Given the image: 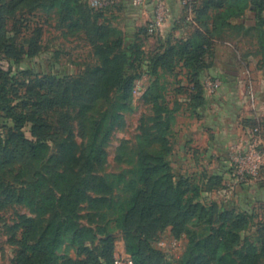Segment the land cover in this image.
<instances>
[{
    "label": "rangeland",
    "instance_id": "obj_1",
    "mask_svg": "<svg viewBox=\"0 0 264 264\" xmlns=\"http://www.w3.org/2000/svg\"><path fill=\"white\" fill-rule=\"evenodd\" d=\"M128 1L138 9L145 0H104L101 5L96 0H82L83 8L108 31V43L102 47L96 46L98 37L93 26L75 33L68 30L64 36L61 30L65 29L59 27L57 17L48 20L44 10L29 13L25 5H20L4 17L10 37L15 36L17 43L23 38L35 39L39 48L33 57L0 61L10 83L32 86L44 77L54 76L65 78L62 86H69L71 81L81 79L83 92L71 97L63 108L50 106L44 98L37 99L43 105L45 130L50 136V151L44 163L27 165L26 159L16 154L0 159V264H18L23 245L35 242L48 224L52 198L57 199L62 189V176L53 174L62 173L68 180L75 177L77 182H87L90 200H107L102 204L86 200L77 210L78 223L95 234V240L85 246L96 256L104 254L110 244L114 252L122 245L127 251L126 233L137 236L141 249L157 264H176L185 255L194 258L208 253L205 244L218 246V213L207 214L210 204L202 200L200 180L180 173L177 167V151L186 142L185 130L197 114L200 94L179 63L165 61L162 65L158 61L159 54L174 40L168 35L160 39L154 32L150 35L142 14L122 12L121 3ZM123 50L127 56L119 59L120 75L123 83L132 84L127 96L105 91L115 86L116 79L106 82L96 73L104 68L100 54L119 55ZM99 91L101 98L96 100ZM4 123L0 118V133ZM24 132L28 139H34L30 125ZM152 168H156L154 176L162 182L155 193L159 207L153 220L145 223L130 207L132 188L141 185L144 171ZM187 179L191 186L186 184ZM179 180L182 185L177 187ZM176 187L179 192L194 191L189 195L192 199L183 197L182 202L177 192H170ZM167 201H172L174 208L170 210ZM221 243L225 245L220 254L222 264H264V233L256 229L252 219L229 226ZM252 247L257 257L250 261ZM58 254L76 264L86 258L73 246L72 239L63 242ZM207 258L210 264H216L212 255Z\"/></svg>",
    "mask_w": 264,
    "mask_h": 264
},
{
    "label": "trees",
    "instance_id": "obj_2",
    "mask_svg": "<svg viewBox=\"0 0 264 264\" xmlns=\"http://www.w3.org/2000/svg\"><path fill=\"white\" fill-rule=\"evenodd\" d=\"M20 5H25L29 13L44 10L48 15V20L51 19V16H56L59 27L65 29L61 30L64 36L67 35L68 30L75 33L88 26H93L98 37L96 46L102 47L105 43H108V39L105 38L108 33L106 27L96 21L97 18L93 17L92 12H88L83 8L82 0H7V2L6 0H0V61L19 59L24 56L33 57L39 52L37 40L23 38L22 43H17V38L15 36L10 37L8 31L5 30L7 20L4 17L12 15L13 10ZM250 6H254L257 10L258 25L263 26L264 0H191L189 7L192 10V35L185 39L174 40V44H171L168 50L159 54L158 61L162 65L165 61L170 63L176 61L189 75L194 89L200 94L198 105L195 108L203 104L204 89L200 72L206 68V56L209 49L217 40L221 39L223 32L230 25V19L242 16ZM46 22L47 20L44 21V23ZM112 44L115 46L116 43ZM109 49L111 50V47ZM262 50L264 52V46ZM126 52V50H123L119 55H113L111 52V54L109 52L100 54V60L104 68L97 69L96 73L101 74L106 82H113L114 78L116 79V84L113 85L111 90L105 88L108 93L114 91L115 94L127 96L132 90L131 81L123 83V77L120 75L121 65L119 59H126ZM66 79L72 80L70 77ZM64 80L65 78L58 79L54 76H48L42 78L40 82L36 81L35 85L32 86L26 84L16 85L9 82L8 72L3 71L0 66V118L5 121L2 127L3 132L0 133V159L5 157L2 155L16 154L26 159L27 165L44 163L50 151V136L45 130V120L41 110L43 105L38 104L37 99L44 98L50 106L54 107L61 106L63 108L64 105H68L71 97L73 98L78 93L83 92V85L79 83L81 82V79H79L71 81L70 85L75 84L74 87L70 85L62 86ZM68 97H70L69 100H67ZM99 98H101L100 91L96 100ZM27 125H30L31 136L34 138L32 140L25 136L24 128ZM256 126L258 125H251L249 128ZM86 161H89V159H86ZM161 167L162 169L166 168V166ZM155 172L156 168L145 170L141 178L142 184L135 185L132 188L134 194L132 195L130 207L136 209L140 221L145 223L152 221L158 214L159 200H157L155 193L158 192V185H161L162 182L154 176ZM37 175L40 180L41 171ZM53 176L57 178L62 176V189L59 190L57 199L52 198L50 221L35 242L23 245L21 252L18 254L17 263L76 264L75 261L72 262L69 258H62L58 254L63 242L72 239L73 246L78 247V252H82L86 256L83 262L77 264H113L114 249L110 244L111 239H108L111 247H107L104 254L96 256L85 246V243L95 240V234L91 228L82 227L78 223L77 217V210L84 201L88 200L92 204H102L106 203L107 200L96 197L90 200L87 197L89 192L88 183L85 181L77 182L75 177L68 180L65 173H62V175L53 174ZM186 184L191 186L188 179ZM175 185L177 187L181 186L182 181H177ZM177 187L175 190H170V192H177V197H181L182 202L183 197H187L189 200L192 199L189 198V195L194 191L179 192ZM39 197L43 198L42 195ZM189 200L185 203L187 204ZM166 203L171 204L168 207L170 210L175 206L172 201ZM213 211L218 213L221 222L217 237L219 239L218 246L205 244L204 248L210 250V252L200 253L194 258L185 255L176 264H210L207 258L209 254L213 256L214 259L212 258V260H215L216 264H222L223 258L220 254L225 245L221 242L226 237L228 227L252 219V217L245 214L233 215L225 212L217 204L211 203L209 207H206V212L212 215ZM177 215L178 218L180 214ZM256 229L260 233H264V220L256 225ZM137 241L138 237L134 234H125L127 250L125 252L131 257L133 264H157L151 256L146 255ZM256 257V249L252 247L249 259L253 261Z\"/></svg>",
    "mask_w": 264,
    "mask_h": 264
},
{
    "label": "crops",
    "instance_id": "obj_3",
    "mask_svg": "<svg viewBox=\"0 0 264 264\" xmlns=\"http://www.w3.org/2000/svg\"><path fill=\"white\" fill-rule=\"evenodd\" d=\"M103 1L96 0L100 5ZM190 2L145 0L136 9L128 1L121 3L120 10L142 14L146 27L160 14L162 23L153 35L179 40L193 33ZM257 14L250 6L242 16L230 19L216 41L219 46L209 49L200 79L202 83L218 79L221 87L215 95L204 92V102L196 107L197 114L185 130L186 142L177 151L178 170L200 180L203 201L233 215H248L255 225L264 220V190L258 180H237L231 173L230 158L251 125H258L264 138V25H258ZM118 251H124L123 245Z\"/></svg>",
    "mask_w": 264,
    "mask_h": 264
},
{
    "label": "built area",
    "instance_id": "obj_4",
    "mask_svg": "<svg viewBox=\"0 0 264 264\" xmlns=\"http://www.w3.org/2000/svg\"><path fill=\"white\" fill-rule=\"evenodd\" d=\"M162 23V17L156 13L154 21L148 26L150 33L155 32ZM221 86L218 79L208 78L203 82L204 92L214 94ZM244 140L236 147L230 158L231 173L237 180L255 179L264 190V138L258 126L248 128ZM113 264H133L131 257L125 251L114 252Z\"/></svg>",
    "mask_w": 264,
    "mask_h": 264
}]
</instances>
